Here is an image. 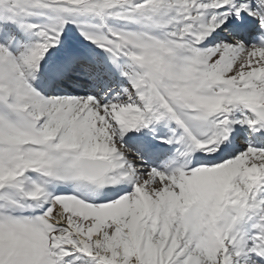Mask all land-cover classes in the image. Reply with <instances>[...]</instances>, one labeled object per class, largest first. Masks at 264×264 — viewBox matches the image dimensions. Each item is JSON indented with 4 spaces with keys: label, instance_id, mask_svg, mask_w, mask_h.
Here are the masks:
<instances>
[{
    "label": "snow or ice",
    "instance_id": "obj_1",
    "mask_svg": "<svg viewBox=\"0 0 264 264\" xmlns=\"http://www.w3.org/2000/svg\"><path fill=\"white\" fill-rule=\"evenodd\" d=\"M0 264H264V0H0Z\"/></svg>",
    "mask_w": 264,
    "mask_h": 264
}]
</instances>
